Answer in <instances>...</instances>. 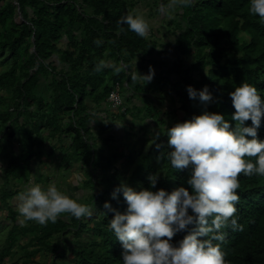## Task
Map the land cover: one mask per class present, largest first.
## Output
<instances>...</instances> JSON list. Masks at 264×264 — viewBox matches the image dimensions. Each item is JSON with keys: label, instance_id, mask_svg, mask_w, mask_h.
Here are the masks:
<instances>
[{"label": "rangeland", "instance_id": "1", "mask_svg": "<svg viewBox=\"0 0 264 264\" xmlns=\"http://www.w3.org/2000/svg\"><path fill=\"white\" fill-rule=\"evenodd\" d=\"M7 2L16 7L11 16L0 17V42H12V38L17 35L14 24L18 25L23 21L16 0H1L0 9ZM97 2L98 15H93L92 8L88 5H82L79 11L96 18L106 26L109 25L108 33L115 37L120 36L122 26L128 27L118 23L122 14L135 13L148 21L150 29L147 36L141 37L128 28L127 35L130 38L146 41L144 45L142 42L130 47L135 51V56L130 58V68L135 70L133 72L137 70L147 73L151 66L154 76L145 84L143 80H138L141 86L138 90L130 89L124 78L121 88L124 103L121 108H114L108 105L107 88L117 73L116 67L126 72L129 69L122 60H116L117 56L110 55L109 41L112 40L106 39L99 31L85 49L57 41L54 55L64 59V62L67 61L70 72L80 79V84H84L86 91L90 90V84L85 83L86 78L97 83L95 92L82 100L95 110V120L86 125V131L80 130L76 133L72 129L76 123L72 111L54 101L51 86L47 88V83L41 80L32 89L33 94H28L22 86L36 68V62L30 58L32 36L26 37L18 45H0V248L13 224L24 227L42 226L35 221L21 223L23 217L18 213L19 194L32 183H39L44 187L55 183L60 190L93 209L91 216L80 217L84 226L78 229L77 234L65 231L55 234L53 240L62 238V234L69 245L77 239L83 242L98 240L99 236L92 229L98 220L95 195L108 183L106 178H114L115 186L126 183L133 187L130 182L131 174L146 162L144 156L148 153L152 156L151 161L161 170L157 149L153 143L157 140V134L161 146L166 145V127L190 118L186 83L188 80H197L201 73L191 68L194 48L188 47L186 52L180 49V5L170 8L169 0ZM111 11L121 14L115 24L108 23L104 17ZM239 37L241 41L248 39L243 32ZM97 40L101 43L97 44ZM101 60L109 66L102 71H96L95 65ZM94 98L103 99V102L93 101ZM17 111L20 116L19 122L15 123ZM11 133V148L7 153L2 146L6 135ZM107 137L110 138L109 144L120 142L115 149L119 157L114 161L101 140ZM81 143L90 145L92 156H95L93 165L89 159L82 157ZM102 164L109 166L102 169ZM6 168H11L8 173L5 172ZM122 198L125 201L123 196ZM9 208L17 213L14 221L7 216ZM33 235L35 233L31 231L24 235L18 234L11 253L3 260L4 264H22L27 258L26 251L39 248L40 244L33 239ZM29 239L31 241L28 244ZM70 246L67 259L72 256ZM51 256V253L38 251L31 256V260L48 264Z\"/></svg>", "mask_w": 264, "mask_h": 264}, {"label": "trees", "instance_id": "2", "mask_svg": "<svg viewBox=\"0 0 264 264\" xmlns=\"http://www.w3.org/2000/svg\"><path fill=\"white\" fill-rule=\"evenodd\" d=\"M16 2L23 21L18 25L14 24L17 35L12 38V42H0V45H18L24 42L26 37L32 36L31 44L34 50L30 53V58L36 62V68L22 86L28 94L32 93V89H35L41 80L47 83V88L51 86V96L54 101L72 111L76 122L72 129L76 133L80 130L86 131V125L95 120L93 113L95 110L82 100L89 98L95 92L97 83L86 78L85 83L90 84V90L86 91L84 84H80V79L70 72L67 61L64 62V59L54 55L53 50L56 49L57 41L85 49L89 41L95 39L96 34L101 31L102 36L112 40L109 41L111 43L110 55L117 56L116 60H122L129 69L126 72L120 68L121 70L114 74L111 85L108 88L106 86L107 93L116 82L119 83L120 88H123L124 78L130 89H140V84L133 81L130 76L135 71L130 68V58L135 56L134 49L130 47L142 42L144 45L146 41L141 38H130L127 35L129 29L126 26H122L120 36L115 37L108 33L109 25L106 26L98 22L96 18L79 11L82 5H88L92 8L93 15H98L97 0H16ZM50 4L53 5L50 6ZM15 7L13 3L7 2L0 9V17L11 16ZM248 8L249 0H193L191 4L180 5L182 29L180 49L186 52L188 47L194 48L192 54L194 62L191 68L201 73L197 80L193 82L188 80L186 86L192 85L196 89H202L207 85L213 94V100L206 105L198 98L192 99L187 94L189 116L207 109L223 113L230 124L234 125L235 121L232 120L231 113L235 109L228 95L234 86L241 82L252 83L264 96V23L259 22L258 16L250 14ZM119 15H121L119 12L111 11L104 17L108 23L115 24ZM123 16L122 14L121 18ZM85 31H87L86 34ZM241 32L247 34V40H240ZM94 99L93 101L98 103L103 102V99ZM19 116L20 112L17 111L14 118L15 123L19 122ZM245 123L251 124V121L248 120ZM11 135L12 133L6 135L2 146L7 153L11 148ZM257 136L264 138V117L261 118ZM109 139V137L101 138L104 148L111 154L114 161L119 157L115 149L120 142L117 141L112 145L109 144ZM80 146L82 157L89 159L93 165L95 156H92L90 145L81 143ZM167 152V145H162L157 149L156 155L159 157L161 170H158V167L151 161L150 153L144 156L146 162L131 174L130 182L134 188L151 187L147 177L153 172L159 173L155 188L163 187L170 191L181 184L187 186L186 179L189 174L187 169H173L167 159ZM90 156H92L91 159ZM250 159L255 160V157ZM108 166V164H102V169ZM10 169L6 168L5 172L8 173ZM106 179L108 183L95 195L98 220L92 229L99 236L98 240L83 242L77 239L70 244L71 246L63 234L62 238L53 240L52 237L55 234L65 231L77 234L78 229L84 226L81 218L68 213H62L54 223L50 221L40 227L13 224L8 229L0 248V264H4L3 260L11 253L17 241L16 236L24 235L29 231L35 233L33 239L40 246L26 251L27 258L22 264L31 262L39 264L31 260V256L38 251L51 253V262L48 264H123L121 243L108 227V219L111 218L113 212L104 207V202L108 201L115 209L124 211L126 201L123 200L122 193H118L115 198L113 196L107 198L116 186L114 178ZM239 181L240 187L236 191L240 199L236 203V215L238 223L243 227L242 230L237 231L231 228L223 229L227 233L226 239L221 243L222 250L225 252L226 264H264V176H245L241 173ZM16 214L11 208L8 209L7 216L11 221L15 220ZM194 227L195 225H189L185 230L176 233L172 241H178ZM30 241L31 239L27 243L29 244ZM69 246L72 256L67 259ZM12 264H18V262Z\"/></svg>", "mask_w": 264, "mask_h": 264}, {"label": "clouds", "instance_id": "3", "mask_svg": "<svg viewBox=\"0 0 264 264\" xmlns=\"http://www.w3.org/2000/svg\"><path fill=\"white\" fill-rule=\"evenodd\" d=\"M191 3L193 0H169L168 6ZM248 11L264 23V0H249ZM118 23L126 24L141 37L149 33L150 25L142 15L129 13ZM108 66L101 60L95 70ZM130 76L145 84L153 78L154 69L150 66L147 73L136 70ZM186 90L190 98H198L205 105L213 100L207 85L202 89L187 85ZM228 95L235 109L231 113L234 125L223 113L205 109L166 127L167 159L173 169H187V186L181 184L170 191L155 188L159 173L153 172L147 177L151 187L136 189L126 183L114 187L111 195L115 198L122 193L124 211L104 202V207L113 212L108 227L121 243L123 264H226L221 243L227 233L223 229L237 231L243 227L236 215L239 175L264 176V138L257 136L264 117V96L248 82L237 84ZM248 120L251 124L245 123ZM153 143L161 148L159 134ZM18 199L21 223L35 221L44 225L54 223L62 213L76 218L93 214L91 206L60 190L55 183L47 187L32 183ZM189 225L195 227L173 242L172 237Z\"/></svg>", "mask_w": 264, "mask_h": 264}, {"label": "built area", "instance_id": "4", "mask_svg": "<svg viewBox=\"0 0 264 264\" xmlns=\"http://www.w3.org/2000/svg\"><path fill=\"white\" fill-rule=\"evenodd\" d=\"M108 105L114 108H121L124 103V98L118 82H116L107 95Z\"/></svg>", "mask_w": 264, "mask_h": 264}, {"label": "crops", "instance_id": "5", "mask_svg": "<svg viewBox=\"0 0 264 264\" xmlns=\"http://www.w3.org/2000/svg\"><path fill=\"white\" fill-rule=\"evenodd\" d=\"M89 107L91 108V106L89 105ZM100 114V113H99Z\"/></svg>", "mask_w": 264, "mask_h": 264}, {"label": "water", "instance_id": "6", "mask_svg": "<svg viewBox=\"0 0 264 264\" xmlns=\"http://www.w3.org/2000/svg\"><path fill=\"white\" fill-rule=\"evenodd\" d=\"M34 50V48H32V51Z\"/></svg>", "mask_w": 264, "mask_h": 264}]
</instances>
